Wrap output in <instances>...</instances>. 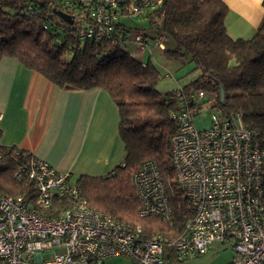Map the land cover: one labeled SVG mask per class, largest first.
Segmentation results:
<instances>
[{
    "label": "trees",
    "instance_id": "1",
    "mask_svg": "<svg viewBox=\"0 0 264 264\" xmlns=\"http://www.w3.org/2000/svg\"><path fill=\"white\" fill-rule=\"evenodd\" d=\"M95 1L0 0V61L15 58L61 89L100 88L109 93L119 111L118 129L125 159L106 176H81L77 183L82 197L104 215L132 227L140 226L145 240L162 234L173 241L194 217L179 189L171 161L170 140L177 132L172 114L179 110L178 89L160 94L158 68L150 59L140 62L124 51L122 46L130 44L120 41L132 32L129 23L137 21L128 17L131 0L119 1L122 16L113 39H79V30L93 25L90 13ZM55 11L71 15L74 23H65ZM228 13L222 0H165L142 19L157 34H143L146 39L162 34L167 41L172 40L176 48L168 51L170 55L189 57L195 66L193 71L200 72L182 87L184 92L203 91L214 96L222 116L238 113L245 128L264 136V16L256 34L245 40L228 35ZM31 156L17 147L0 144V196H22L35 204L38 194L34 184L27 178H16L18 169ZM145 161L156 164L167 186L173 210L170 223L139 215L141 203L131 178ZM69 207V200L57 198L50 216ZM167 251L172 257L165 264L179 263L174 251Z\"/></svg>",
    "mask_w": 264,
    "mask_h": 264
},
{
    "label": "built area",
    "instance_id": "2",
    "mask_svg": "<svg viewBox=\"0 0 264 264\" xmlns=\"http://www.w3.org/2000/svg\"><path fill=\"white\" fill-rule=\"evenodd\" d=\"M119 1L96 0L90 13L93 25L80 29L79 39H113L122 16ZM164 1L131 0L128 17L145 19ZM120 42L142 53L167 49L162 34L146 39L139 33ZM207 96L203 91L186 93L182 87L176 93L179 110L172 114L177 132L170 140L171 161L194 213L177 239L169 241L162 234L143 239L140 226L92 208L70 173L31 156L16 178L34 184L35 204L22 196H0V264H101L113 258L165 264L172 257L169 248L182 262L208 254L214 244L234 253L232 264H264V136L245 128L238 113L214 115L209 128L198 129L194 114ZM131 182L141 203L140 217L172 222L167 186L153 161H145ZM57 198L69 200L71 207L51 217Z\"/></svg>",
    "mask_w": 264,
    "mask_h": 264
},
{
    "label": "crops",
    "instance_id": "3",
    "mask_svg": "<svg viewBox=\"0 0 264 264\" xmlns=\"http://www.w3.org/2000/svg\"><path fill=\"white\" fill-rule=\"evenodd\" d=\"M222 1L229 8L228 35L251 39L264 0ZM118 126V107L105 90L61 89L15 58L0 61L1 145L28 152L75 180L101 177L124 162Z\"/></svg>",
    "mask_w": 264,
    "mask_h": 264
},
{
    "label": "rangeland",
    "instance_id": "4",
    "mask_svg": "<svg viewBox=\"0 0 264 264\" xmlns=\"http://www.w3.org/2000/svg\"><path fill=\"white\" fill-rule=\"evenodd\" d=\"M132 26V32L129 38L133 40L139 33H147L149 35H156L157 31L149 29L146 20H137L129 23ZM145 29V30H143ZM155 46V44H152ZM124 51L130 54L133 58L140 62H147L149 59L161 73V79L158 84V91L160 94L177 90L191 81L196 79L200 72L193 71L195 66L190 62L189 57L174 58L168 51L176 48V44L172 40L166 43L167 50L161 51L154 48L153 53H142L133 44L122 46ZM221 116V110L216 108L214 96L208 95L206 102L201 106L198 113L194 114V124L198 129H207L211 126L212 117ZM59 252V251H58ZM234 253L231 250L223 249L220 244H214L212 250L203 256H197L187 259L177 264H232L234 262ZM47 259V254H44ZM102 264V263H101ZM104 264H133L124 258L109 259Z\"/></svg>",
    "mask_w": 264,
    "mask_h": 264
},
{
    "label": "water",
    "instance_id": "5",
    "mask_svg": "<svg viewBox=\"0 0 264 264\" xmlns=\"http://www.w3.org/2000/svg\"><path fill=\"white\" fill-rule=\"evenodd\" d=\"M55 14L62 20V21H64L65 23H67V24H70V25H72L73 23H74V18L71 16V15H69V14H66V13H64V12H62V11H55ZM224 99V92L222 91L221 92V100H223Z\"/></svg>",
    "mask_w": 264,
    "mask_h": 264
}]
</instances>
